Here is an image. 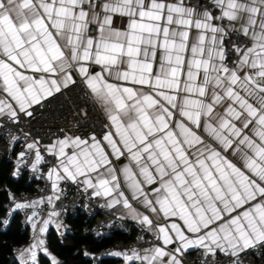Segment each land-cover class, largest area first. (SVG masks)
<instances>
[{"label": "snow or ice", "instance_id": "snow-or-ice-1", "mask_svg": "<svg viewBox=\"0 0 264 264\" xmlns=\"http://www.w3.org/2000/svg\"><path fill=\"white\" fill-rule=\"evenodd\" d=\"M78 82L105 123L46 146V175L54 194L61 181L82 185L154 235L110 255L184 264L202 250L204 264H242L264 246V0H0V118L19 123ZM48 163L29 143L14 175ZM10 199L9 216L33 210L20 264H40L38 252L59 264L43 238L59 213L41 223L36 210L54 197Z\"/></svg>", "mask_w": 264, "mask_h": 264}, {"label": "built area", "instance_id": "built-area-1", "mask_svg": "<svg viewBox=\"0 0 264 264\" xmlns=\"http://www.w3.org/2000/svg\"><path fill=\"white\" fill-rule=\"evenodd\" d=\"M188 2L200 8L207 4V0H188ZM32 111L31 117L21 115L19 123H12L7 117L0 118V143L3 144L6 158L12 163L11 177L17 180L26 175L30 180L37 182L33 191L11 194L15 201L38 200L50 195L55 198L58 195L59 199H53V204H48L45 199V203L36 209L40 213L41 223L48 217V213L54 210L59 213L54 217L55 220L62 224L70 217L83 215L90 223L88 232L98 238L113 236L116 233L124 235V238L117 239L110 246L102 249L97 256L115 257L110 253L132 249L140 251L152 247L156 243L154 235L138 221L125 217L121 205L109 208L103 200L92 196L88 190L85 191L82 185L73 184L70 181H61L62 191L57 194L51 190V181L48 180L46 173L55 161L45 152L48 144L42 141L60 139L66 134L82 138H87L93 132L99 135L105 123L103 111L87 94L83 85L79 82L76 85H70L68 89L63 90L62 94L49 98L48 101L35 106ZM33 142H37L45 160L51 163L39 166L36 171H33L30 166H20L19 175H14L18 167L19 153L25 151L27 145ZM26 159L30 165L33 155L30 154ZM13 206L12 199L4 204L6 212L2 221L8 222L1 223V229L5 230L14 213L19 212L23 228L29 229L32 235L33 229L27 223V217L33 210L20 209L9 216V210ZM235 259L242 264H264V246L257 245ZM183 260L186 264H204L202 250H193L186 254ZM209 261L212 264H230V258L222 254H218L215 258L209 257ZM115 264L122 263L120 261Z\"/></svg>", "mask_w": 264, "mask_h": 264}, {"label": "trees", "instance_id": "trees-1", "mask_svg": "<svg viewBox=\"0 0 264 264\" xmlns=\"http://www.w3.org/2000/svg\"><path fill=\"white\" fill-rule=\"evenodd\" d=\"M0 221L4 218V204L10 199V194H21L33 191L37 182L26 175L15 180L11 177L12 163L5 156V149L0 143ZM64 230L51 227L46 235L47 247L60 262L65 264H115L119 258L97 256L104 248L115 240L124 238L122 233L101 238L88 232L90 223L83 215L68 218L64 223ZM32 235L29 229L23 228L21 215L14 213L5 230L0 223V264H9L16 250L29 244ZM87 253V255H85ZM40 264H50V258L40 254ZM15 264H20L17 262Z\"/></svg>", "mask_w": 264, "mask_h": 264}, {"label": "crops", "instance_id": "crops-1", "mask_svg": "<svg viewBox=\"0 0 264 264\" xmlns=\"http://www.w3.org/2000/svg\"><path fill=\"white\" fill-rule=\"evenodd\" d=\"M125 25V20L122 18V19H119L118 21H117V23H116V27H123ZM76 79H79V77H75ZM145 90H147V89H145ZM57 140V139H56ZM55 139L54 140H51V139H47V140H43L42 141V143H46V144H48V145H50V144H52L54 141H56ZM88 191L90 192V193H92V190L91 189H88ZM98 198H100L101 200H103L105 203H106V200H105V198H103V197H98ZM54 200H57V199H55L54 198ZM122 206V205H121ZM141 211H143V209H140ZM123 213H124V216L125 217H127L128 219H130V220H132V221H137L136 219H133L131 216H130V214H129V212H128V210L127 209H125V208H123ZM48 218V217H47ZM60 222H58L57 220H55V218L54 217H52V222L49 224V226H48V230H47V232L49 231V229L51 228V227H53V226H56V224H59ZM60 224H62V223H60ZM56 228H57V226H56ZM47 232L44 234L45 235V237H46V235H47ZM31 242H29V244H30ZM29 244H27L25 247H23V248H20L19 250H22V249H24V248H26V247H28L29 246ZM193 250H189V252H187L186 254H188V253H191ZM185 254V255H186ZM184 255V256H185ZM18 256V255H17ZM117 258H119L120 260H121V263L122 264H128V262H125L124 260H123V258L122 257H117ZM184 264H186L185 262H184Z\"/></svg>", "mask_w": 264, "mask_h": 264}, {"label": "rangeland", "instance_id": "rangeland-1", "mask_svg": "<svg viewBox=\"0 0 264 264\" xmlns=\"http://www.w3.org/2000/svg\"><path fill=\"white\" fill-rule=\"evenodd\" d=\"M2 149V147H0V150ZM56 226H57V229L60 231V233L61 232H63V230H64V225L63 224H56ZM59 226V227H58ZM33 236H34V232L32 233V238H31V240H30V242L32 243L33 242ZM44 239H45V243H46V245H47V241H46V237H45V235H44V237H43ZM30 243V244H31ZM29 244V245H30ZM18 251V252H17ZM16 251V255H19V251L20 250H17ZM50 252V251H49ZM51 253V252H50ZM40 254H43V255H45L44 253H42V252H38V256L40 255ZM51 255H53V254H51ZM46 256V255H45ZM18 257V256H17ZM47 257H49V258H51L50 256H47ZM58 260V259H57ZM58 262L60 263V261L58 260Z\"/></svg>", "mask_w": 264, "mask_h": 264}, {"label": "water", "instance_id": "water-1", "mask_svg": "<svg viewBox=\"0 0 264 264\" xmlns=\"http://www.w3.org/2000/svg\"><path fill=\"white\" fill-rule=\"evenodd\" d=\"M17 262H20L19 259H18V257H17V255H13L11 257V260H10L9 264H15ZM59 264H65V262H60Z\"/></svg>", "mask_w": 264, "mask_h": 264}]
</instances>
